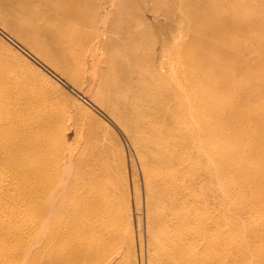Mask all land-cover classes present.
<instances>
[{
    "label": "bare ground",
    "instance_id": "6f19581e",
    "mask_svg": "<svg viewBox=\"0 0 264 264\" xmlns=\"http://www.w3.org/2000/svg\"><path fill=\"white\" fill-rule=\"evenodd\" d=\"M46 1L59 16L50 14L51 6L47 12L27 0H0V139L9 134L0 140V161L14 157L18 172L31 175L14 186L0 174V191L12 193L0 203L9 208L0 264H78L91 236L104 242L118 214L97 172H53L73 154L33 90L35 76L46 79L45 68L100 106L136 143L149 245L159 262L264 264V0L247 10L239 0H213L211 9L187 5L180 15L192 40L180 47L155 39L150 61L143 55L148 40L121 34L123 28L117 38L111 32L116 45L102 43L105 27L81 42L80 29L92 17L82 15V0ZM111 5L97 10L106 17ZM124 23L136 26L131 16ZM245 48L253 51V69L238 77L243 89L226 98L227 87L205 71L207 60L214 54L218 62L239 61ZM30 150L41 158L38 167L27 168ZM254 158L258 162L245 160ZM235 191L241 195L234 201L244 202L230 220L220 206L237 204ZM241 213L254 218L247 227Z\"/></svg>",
    "mask_w": 264,
    "mask_h": 264
},
{
    "label": "rangeland",
    "instance_id": "374dc122",
    "mask_svg": "<svg viewBox=\"0 0 264 264\" xmlns=\"http://www.w3.org/2000/svg\"><path fill=\"white\" fill-rule=\"evenodd\" d=\"M27 1L43 11L50 12V9H53L52 4L48 5L46 0ZM254 1L239 0L240 6L245 10L252 7ZM53 2L56 4L60 1ZM82 3H84L80 5L82 15H87L86 17L92 15V17L88 18L87 26L80 29L81 42L89 41L94 31L96 33L98 29L105 27V39L102 43L107 46L116 45L115 32L123 28L126 31L121 30V34L140 35L148 40L143 50V55L148 61L152 58L153 41L161 42L168 39L169 44L182 47L183 42L192 40V28L185 24L180 15L187 5H198L203 8L207 6L209 9L217 5L213 0L207 2L203 0H82ZM101 3L112 4L106 17L97 10V6ZM53 10L50 14L53 12L52 16L55 17L56 14L59 16V13ZM129 16L136 22V26L131 29L127 28L130 24L124 23V19ZM113 31L114 38L111 33ZM191 47L189 43V50ZM249 51L253 53L247 48L241 50V59L228 64L215 60L214 54H211V58L207 60L210 61V65L205 71L210 75H216L223 86L227 87L224 94L226 98L233 94L234 88L243 89L240 84L241 79L238 77L250 71L249 68L253 69ZM168 61L174 63L173 55L170 53H168ZM16 66L20 69L25 67L22 61H18ZM26 70L30 71L28 68ZM172 72L167 78L172 77ZM44 73L46 79L35 76L37 85L33 90L40 102L41 110L48 113L56 134L64 141L66 147L69 146L73 154L71 163H65L60 170L53 172H97L104 180L103 184L99 183L100 186L107 189L106 193H111L115 197L118 211L115 220L105 228L106 240L99 242L96 234L91 236L86 253L78 260V264H162L163 261L159 262L158 253L149 245L144 170L141 163L142 155L137 150L136 143L122 126L100 106L92 103L81 91L71 86L67 88L63 79L48 68H45ZM235 78L237 81L233 82ZM205 86L212 87L209 86V82ZM241 95L243 97L244 93ZM238 129L239 133L245 131L244 127ZM8 135V133L2 135L4 140ZM2 136L0 140H3ZM152 143V141L149 143L150 147ZM151 149L156 152L155 145H152ZM29 153L27 168L38 167L41 158L38 159L32 150ZM44 159L50 163L49 158L44 157ZM245 160L247 163L258 162L255 158ZM16 165L14 157L9 159L7 155L0 161V174L6 175L8 181L9 178L13 179L14 186H20L25 184L31 175L28 171L18 172L19 167ZM11 194L8 189L1 190L0 203H4L6 197ZM238 195L241 194L235 191L231 196V200L237 204L231 207L220 206L221 212L230 217V220L237 216L244 202L234 201ZM8 212V204L5 207L0 206L1 240L5 239L9 232L5 220L8 219ZM239 216L246 217V227L253 218L251 214L241 213ZM6 244L7 241L4 247Z\"/></svg>",
    "mask_w": 264,
    "mask_h": 264
}]
</instances>
